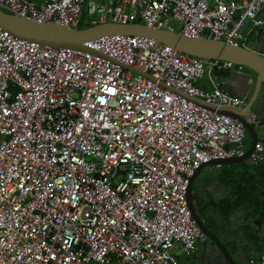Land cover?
<instances>
[{
  "label": "built area",
  "instance_id": "1",
  "mask_svg": "<svg viewBox=\"0 0 264 264\" xmlns=\"http://www.w3.org/2000/svg\"><path fill=\"white\" fill-rule=\"evenodd\" d=\"M0 4L37 23L78 27L86 8L91 23L250 49L264 29V0ZM157 44L104 35L87 43L97 55L0 27V264H179L176 250L192 255L207 240L187 203L190 180L205 163L245 156L247 133L178 92L243 108L221 77L245 68ZM262 161L258 142L249 162ZM249 264H264V254Z\"/></svg>",
  "mask_w": 264,
  "mask_h": 264
},
{
  "label": "water",
  "instance_id": "2",
  "mask_svg": "<svg viewBox=\"0 0 264 264\" xmlns=\"http://www.w3.org/2000/svg\"><path fill=\"white\" fill-rule=\"evenodd\" d=\"M0 27L19 38L35 41L44 46L55 49L85 51L97 55L99 52L87 46V43L101 36L128 34L149 37L153 38L158 43L170 45L177 51L187 53L196 58L231 61L236 65L243 66L249 71L247 74H241L239 76L241 78H246L242 87H235L231 82L223 84L224 91L237 98L245 99L246 105L243 108L207 104L206 102L191 98L182 92H178L183 97L194 101L202 107L213 112L227 115L239 121L242 123L246 133L251 139L250 147L242 158L213 160L203 164L191 178L187 191V203L198 226L206 234L208 240L212 242L223 255L224 261L227 264H235L232 256L220 239L205 226L203 219L197 214L192 200V190L194 182L204 168L215 167L217 164L224 166L244 162L249 163V157L254 151L255 145L260 141L258 129H264V54L257 48L236 47L226 42L206 37H188L179 32L155 30L139 23L116 24L111 22L110 19L104 24H98L87 29H80L79 27H70L57 23H37L11 12L9 8L2 4H0ZM124 67L132 70L127 68V66ZM133 71L140 74L137 70ZM143 76L149 78L148 74H143ZM253 115H255V119L251 120L250 118Z\"/></svg>",
  "mask_w": 264,
  "mask_h": 264
},
{
  "label": "crops",
  "instance_id": "3",
  "mask_svg": "<svg viewBox=\"0 0 264 264\" xmlns=\"http://www.w3.org/2000/svg\"><path fill=\"white\" fill-rule=\"evenodd\" d=\"M31 3L35 4H42L45 0H26ZM249 42L252 46V48H257L261 53L264 54V29L257 30L249 39ZM226 76L222 75L223 82H231L235 87H242L244 84V80L246 78L239 77L241 74H247L246 70H244L242 73H238L236 71L225 73ZM260 134V141L264 143V129L259 128L258 129ZM246 148L247 150L250 147L251 139L249 135L247 134L246 137ZM253 171H252V169ZM220 170L221 173L214 174L213 171ZM210 171L211 174H214L215 179L217 180H211V174L208 176V172ZM264 173V164H259L258 166L252 165L249 163H240L235 165H224L221 168L215 167H207L201 170V173L197 177L202 176L200 184L197 186V191L201 192L203 190V193H208L209 197L214 200L215 204L218 203L216 201L217 198V191L221 190L222 185L227 184L224 181H230L233 179L236 183V185L239 184V180L241 179H248L251 184H254V186L258 185L256 184V175L257 174H263ZM211 175V176H210ZM196 179V180H197ZM230 186V185H228ZM232 192V185L230 186ZM260 194H262V190H259ZM202 193V194H203ZM230 195V194H229ZM263 195V194H262ZM213 202V201H212ZM252 214L253 210L248 207H242L238 211H236L229 221H226L223 216L216 213L217 220L219 219L222 224V230H220L217 234L220 241L223 243V245L226 247V249L229 251L230 255L232 256L235 264H249V261L251 259L258 258L259 255H257L259 252L257 249L253 247L254 237L256 236V233L253 231L252 224L250 222V218H246V213ZM254 216L255 217V212ZM252 217V216H251ZM175 254L178 256L179 264H227L224 261L223 255L218 251L217 247L214 246L212 242L209 240L204 241L203 243H200L197 247V250L192 255H185L182 250L178 249L176 250ZM257 257H254L256 256Z\"/></svg>",
  "mask_w": 264,
  "mask_h": 264
},
{
  "label": "flooded vegetation",
  "instance_id": "4",
  "mask_svg": "<svg viewBox=\"0 0 264 264\" xmlns=\"http://www.w3.org/2000/svg\"><path fill=\"white\" fill-rule=\"evenodd\" d=\"M246 70V69H244ZM246 72H249L248 70H246ZM264 164V161L260 162L259 164ZM244 164V163H243ZM258 164V165H259ZM255 165V166H258ZM252 169V168H251ZM253 171V169H252ZM256 184L258 185L259 189L262 190L263 192V196L261 197V201L264 200V173L263 174H257L256 175ZM211 180H217L215 179L214 176H211L210 178ZM195 184V182H194ZM222 189L217 191V196H220V198H217L216 201L221 202L224 198L228 197L230 194V190L231 187L230 186H226V185H222L221 187ZM203 190H201V192L197 191V187H195V185H193V190H192V200L195 206V210L197 212V214L203 219V222L205 224V226L212 232L214 233L216 236L218 234V232L220 230H222V224L221 221L217 218H215L217 216L216 213H218L217 209L215 208V202L213 199H211L209 197V194L203 193ZM196 197V199H195ZM213 201V202H212ZM246 213V218H250V222L252 224L253 227V231L256 233V236L254 237V244L253 247L255 249H257L259 252H257L259 255V257H261L264 254V202L262 204V207L260 209H258L255 212V217H251L250 214ZM220 214V213H218ZM221 215V214H220ZM218 237V236H217ZM208 240V238H207ZM254 256V257H257ZM256 258V259H258Z\"/></svg>",
  "mask_w": 264,
  "mask_h": 264
},
{
  "label": "trees",
  "instance_id": "5",
  "mask_svg": "<svg viewBox=\"0 0 264 264\" xmlns=\"http://www.w3.org/2000/svg\"><path fill=\"white\" fill-rule=\"evenodd\" d=\"M96 25L98 24L89 22L86 25H81L80 23L78 27L80 29H87ZM157 45L158 47L162 46L161 43H158ZM226 75L227 74H223V76ZM224 182L227 185H232V192L221 202L216 203L215 208L217 209L218 213H220L221 216L225 218L226 221H229L231 216L242 207L251 208L253 212H256L262 207L264 200L261 201V197L263 196V193L260 194L259 187L251 184V182L247 178L239 180L238 185H236L233 179ZM253 212L251 214L252 217L254 216Z\"/></svg>",
  "mask_w": 264,
  "mask_h": 264
},
{
  "label": "rangeland",
  "instance_id": "6",
  "mask_svg": "<svg viewBox=\"0 0 264 264\" xmlns=\"http://www.w3.org/2000/svg\"><path fill=\"white\" fill-rule=\"evenodd\" d=\"M92 21V18L91 17H89L88 15H87V11H86V8H85V10H84V12H83V15H82V18H81V25H86V24H88L89 22H91ZM173 27L175 28V30H179V24L178 23H176V22H174L173 23ZM212 173V172H211ZM210 173V171L208 172V176H209V174H211ZM213 173L214 174H219V173H221V171L220 170H215V171H213ZM214 174H211V175H213L214 176ZM210 175V176H211ZM201 178H202V176L201 177H199L196 181H195V187H197L199 184H200V182H201ZM215 198H220V196H215Z\"/></svg>",
  "mask_w": 264,
  "mask_h": 264
}]
</instances>
